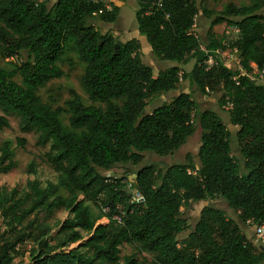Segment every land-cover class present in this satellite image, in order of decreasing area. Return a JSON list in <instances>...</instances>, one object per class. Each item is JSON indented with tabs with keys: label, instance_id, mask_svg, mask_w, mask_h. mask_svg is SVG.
I'll return each mask as SVG.
<instances>
[{
	"label": "trees",
	"instance_id": "16d2710c",
	"mask_svg": "<svg viewBox=\"0 0 264 264\" xmlns=\"http://www.w3.org/2000/svg\"><path fill=\"white\" fill-rule=\"evenodd\" d=\"M157 1L137 0L138 31L156 57L180 64L194 60L190 71L176 65L155 76L143 61L139 38L123 42L95 27L93 12L104 7L102 0H56L52 5L49 0H0V56L10 58L7 66L0 65V130L10 125L8 114H17L23 131H37L38 145L50 144L44 160L57 173L56 182L43 185L32 179L21 190L0 185V264H264V249L224 209L208 203L193 227L183 210L220 197L242 222H264V85L221 60L223 36L215 32L221 23L239 26L241 38L233 45L243 67L250 71L253 63L262 65L264 0L228 3L219 12L203 7L204 0H162L161 6ZM119 13L113 4L99 18L114 22ZM212 16L202 37L197 23ZM68 48L85 64L81 86L94 103L85 104L71 90L66 108H53L38 90L64 76L58 61ZM209 54L217 63L206 69ZM182 80L203 94L221 89L223 106L231 100L233 108L227 109L238 126L243 165L232 155L231 132L220 115L200 110L190 92L146 110L151 99L174 91ZM63 112L69 114L68 124ZM198 128L199 165L188 153L182 163L137 169L134 186L146 201L128 204V214L117 223L112 213L130 194L106 182L102 170L138 165L145 151L172 154ZM18 143L24 145V139ZM16 165L12 141H0V173ZM29 171H36L35 161ZM104 205L111 211L104 212ZM58 210L66 211L67 218L50 221ZM104 217L108 223L96 224ZM86 236L78 247L65 249ZM123 243L152 254V260L122 257Z\"/></svg>",
	"mask_w": 264,
	"mask_h": 264
},
{
	"label": "rangeland",
	"instance_id": "374dc122",
	"mask_svg": "<svg viewBox=\"0 0 264 264\" xmlns=\"http://www.w3.org/2000/svg\"><path fill=\"white\" fill-rule=\"evenodd\" d=\"M56 0H49V5H52ZM110 2L111 6L116 4L120 7L119 17L114 22L103 21L99 16L94 19L95 27L102 32H109L113 34L120 41H127L131 38H139L142 45V58L143 61L150 65L153 68L154 75H158L160 71L179 65L186 71H190L193 68L194 60H191L187 64H180L174 60L160 59L154 55L152 47L147 40L145 35H141L138 31V22L136 19V10L138 8L137 0H107ZM203 7L219 12L224 9L225 5L228 3H234L238 6L241 5H250L252 0H204ZM264 14V10H263ZM216 15V13L214 14ZM213 15V16H214ZM213 16L210 18L203 17V20L197 23L196 32H198L202 37L207 33V26L211 23ZM228 25L226 23H221L215 26V32L218 37H222L227 29ZM255 34V32H254ZM229 50H226L228 53ZM21 57L25 60L26 53H23ZM16 58L15 56L13 57ZM223 62H226L227 66L235 69V61H228L226 56L220 57ZM229 59V58H228ZM10 58H4L0 56V65L7 66ZM58 65L64 70L65 74L61 78L53 79L47 84L42 86L38 93L43 98L44 101L49 102L53 108L63 107L66 108V101L71 98V90H76L82 97L85 104H93L86 92L82 89L81 81L85 69V64L79 60L77 52L72 48H68L64 56ZM190 92L192 97L197 101L198 107L200 110L211 109L217 112L220 115L228 129L230 130V143L232 148V155L234 158L243 165V157L239 149L237 130L238 126L234 125L230 121L229 110L220 104L219 100L221 98L222 91L221 89H216L214 92L209 94L201 93L195 85H190L188 81L182 80L179 82L177 89L169 93L156 96L149 101V104L146 108L147 111L151 110L153 107L159 105L165 99H172L179 92ZM95 104H98L95 102ZM3 113L0 111V115ZM10 121V125L4 127L0 130V141L11 140L12 146L15 150V160L17 165L10 171L6 173H0V185L4 188L11 189L17 187L18 189H25L28 180L38 179L43 185L47 181L51 180L57 181V173L53 170L51 165L44 160L45 153L49 150L50 144L38 145L37 136L38 133L35 129H30L23 131L19 125V116L15 113H10L7 115ZM61 118L65 124H68L69 114L63 112ZM18 138L24 139V145L18 143ZM201 130L198 128L187 140V142L181 146L178 150L172 154L160 156L152 151L143 152V160L140 164L135 165L130 162L121 163L114 166L111 170H102L105 175L109 173H114L118 176H126L132 182L135 181L136 171L140 167L154 163L156 166L161 168H166L174 163H182L186 161V155L191 154L192 160L196 165H199L198 149L200 146ZM31 161L36 163V171H29V164ZM208 203H213L218 207L224 209L228 218H232L237 222L242 229L247 233V236L253 240L255 243V231L252 224L247 222H242L238 214L228 207L227 203L220 197L208 198V200H202L199 202H193L192 205L184 210V216L187 218L188 223L191 227L194 226L197 221L199 214L202 208ZM92 209L95 214L99 211L97 207L92 205ZM68 216V213L64 210L55 211L52 217L49 219L54 222L55 220L63 221ZM107 218H101L97 221L96 224L108 223ZM56 230L53 231L56 232ZM189 229L183 231L179 235V240L187 236ZM90 236H86L83 240L76 242L69 247L65 248L66 250L73 249L78 247L82 242L87 240ZM263 245L262 242L257 243ZM120 255L123 257L125 255L134 254L135 259L139 263H147L152 260V254L148 252H138L131 245L123 243L121 246ZM28 257L25 259V263H28Z\"/></svg>",
	"mask_w": 264,
	"mask_h": 264
},
{
	"label": "built area",
	"instance_id": "2783aa9c",
	"mask_svg": "<svg viewBox=\"0 0 264 264\" xmlns=\"http://www.w3.org/2000/svg\"><path fill=\"white\" fill-rule=\"evenodd\" d=\"M105 4L104 7L99 9L98 11H94L93 15L95 17L99 16L100 13L104 11V9L112 10V6L110 2L107 0H102ZM156 5L161 6L162 0H158L156 2ZM197 18H194V26H196ZM241 28L237 25H228L225 34L223 35L222 44L224 45V48L218 49V53L221 56H226L228 61L234 60L235 61V69L239 71L240 74L246 75L251 80L264 85V62L262 65L258 66L256 64H252V69L250 71H247L243 67L242 58L239 55V50L236 45H233L234 42H236L238 39L241 38ZM202 49L205 50V48L202 46ZM226 50H229L228 53H226ZM206 51V50H205ZM16 57V56H15ZM14 59L13 57H11ZM217 63L216 58L213 55H208L207 60L205 61L206 69L211 68ZM226 64V62H224ZM227 65V64H226ZM235 80L237 76L233 77ZM238 83V82H237ZM226 108L231 109L233 108V103L231 100L227 98V102L224 105ZM105 181L111 184H114L115 186L121 185L123 189H126L129 191V198L125 199L124 201H121L117 203L115 211L112 213V218L119 224H122L124 217L128 214L127 205L128 204H144L146 201V198L144 194L136 187L135 181L132 182L128 177L126 176H118L114 173H109L105 177ZM103 195V194H101ZM102 210L104 212H110V206L104 205ZM249 224H252L255 231V241L257 243L262 242L264 245V222H254L253 220H247L246 221Z\"/></svg>",
	"mask_w": 264,
	"mask_h": 264
},
{
	"label": "water",
	"instance_id": "95a60500",
	"mask_svg": "<svg viewBox=\"0 0 264 264\" xmlns=\"http://www.w3.org/2000/svg\"><path fill=\"white\" fill-rule=\"evenodd\" d=\"M261 249H264V245H260Z\"/></svg>",
	"mask_w": 264,
	"mask_h": 264
},
{
	"label": "crops",
	"instance_id": "0c3cea01",
	"mask_svg": "<svg viewBox=\"0 0 264 264\" xmlns=\"http://www.w3.org/2000/svg\"><path fill=\"white\" fill-rule=\"evenodd\" d=\"M106 218V217H105Z\"/></svg>",
	"mask_w": 264,
	"mask_h": 264
}]
</instances>
